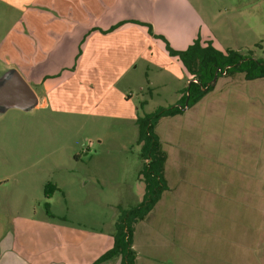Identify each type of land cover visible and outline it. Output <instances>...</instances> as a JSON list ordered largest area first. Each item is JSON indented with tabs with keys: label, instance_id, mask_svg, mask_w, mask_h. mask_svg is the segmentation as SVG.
<instances>
[{
	"label": "rangeland",
	"instance_id": "374dc122",
	"mask_svg": "<svg viewBox=\"0 0 264 264\" xmlns=\"http://www.w3.org/2000/svg\"><path fill=\"white\" fill-rule=\"evenodd\" d=\"M192 1L209 22L216 14L238 28L232 39L220 35L218 44L264 58V5L255 9L252 2L253 10L243 11L255 37L251 31L238 34L237 24L243 23L233 19L236 12L225 11L223 0ZM36 3L63 1L0 0V75L10 68L30 74L14 59H3L1 44L12 26L35 19ZM134 7L130 14L146 37L148 26L137 22L153 28L150 20L177 18L175 11L160 9L158 0H136ZM145 39L137 34L136 47ZM151 41L152 63L162 70L150 64L148 70L141 60L114 89L112 75L100 84L91 73L98 80L92 86L82 85L81 77H64L52 84L46 106L0 113V237L14 228L30 233L49 203L57 223L66 217L68 227L103 230L107 239L121 213L142 202L146 161L137 118L184 104L192 79L188 72L183 75L181 62L171 58L162 39ZM118 90L131 97L119 102ZM185 107L155 129L166 154L167 189L135 224V263L264 264V78L224 73L198 103ZM48 183L57 186L50 198L45 197Z\"/></svg>",
	"mask_w": 264,
	"mask_h": 264
},
{
	"label": "crops",
	"instance_id": "0c3cea01",
	"mask_svg": "<svg viewBox=\"0 0 264 264\" xmlns=\"http://www.w3.org/2000/svg\"><path fill=\"white\" fill-rule=\"evenodd\" d=\"M62 1V4L53 6L36 3L35 19L24 20L12 26L1 44L4 47V60L10 57L9 59L22 64V68L29 69L27 72L30 74L21 71L26 80L32 81L37 87L35 92L39 97L38 106L49 103L47 95L54 89L51 88L52 84L55 83L53 87L56 86L64 77L63 81L67 77H81L82 85L88 83L92 86L98 80L90 78L91 73L99 77L100 84L105 82V76L112 75L115 77L111 85L114 89V85L121 83L136 62L146 61L148 70L149 64L163 69L152 63L149 49L153 36L149 34L146 37L143 26L136 24L134 15L130 14L135 9L136 0ZM158 2L160 9L175 11L177 18L169 19L170 21L160 18L149 22L156 34L164 36L172 45H180L176 46L180 50L186 49L198 37L204 46L207 45L204 40L209 39L219 50H237V47L225 48L218 44L220 35L223 39H232L233 29H238L232 21L228 20L226 23L214 14L209 22L201 14V8L192 0ZM223 2L225 11L236 12L233 14L235 22L243 23V26L237 24L244 29L243 33L239 29L238 34L251 31L253 36L258 37L243 18V11L246 7L252 9V2L255 9H258V4L264 5V0ZM121 22L125 23L112 30ZM137 34L141 39L147 38L146 42H141L146 43L145 45L136 47ZM147 54L148 59L145 58ZM171 58L181 62L177 57ZM180 67L183 75L187 73L182 62ZM104 88L105 91L110 89L107 85ZM40 91L44 92L43 96H40ZM118 92L119 102L131 97L124 91ZM106 97L105 94L102 95L100 101H105ZM56 218L55 215L47 214L43 218H35V229L30 233L26 229L16 228L7 231L0 237V264H97V260L113 248L116 230L105 239L103 230L68 227L66 217L60 218L63 220L60 224L55 221ZM99 264H121V259L115 258Z\"/></svg>",
	"mask_w": 264,
	"mask_h": 264
},
{
	"label": "trees",
	"instance_id": "16d2710c",
	"mask_svg": "<svg viewBox=\"0 0 264 264\" xmlns=\"http://www.w3.org/2000/svg\"><path fill=\"white\" fill-rule=\"evenodd\" d=\"M124 23H119L112 30ZM137 23L148 26L149 33L152 36L162 39L166 43L169 55L177 57L182 62L192 79L190 86L186 87L185 93L181 98V102L184 104L167 108L160 107L153 113L137 118L139 140L142 144L140 154L146 161L142 172L145 194L138 206L124 210L121 213L116 223L114 246L97 260V264L115 258H120L121 264H135L136 255L133 250L135 224L149 215L162 199L163 193L167 189V182L164 176L166 154L162 150L160 138L155 130L159 121L164 117H173L182 113L183 107L187 105V98L189 99V106L198 103L207 92L213 89L211 85L207 90H204L212 83L216 74L221 77L224 73H242L247 80L264 78V58L243 54L236 49L222 51L216 48L212 42H208L204 46L200 37L194 40L185 50H174L164 36L154 33L151 25L142 22ZM55 190H57V186L48 183L45 187V197L50 198ZM49 206V203H46L47 214L52 216L49 212Z\"/></svg>",
	"mask_w": 264,
	"mask_h": 264
},
{
	"label": "water",
	"instance_id": "95a60500",
	"mask_svg": "<svg viewBox=\"0 0 264 264\" xmlns=\"http://www.w3.org/2000/svg\"><path fill=\"white\" fill-rule=\"evenodd\" d=\"M218 75L216 74L209 86L215 85ZM191 81L189 82L190 86ZM188 98L186 107L188 106ZM39 97L33 90L29 82L15 68L7 69L0 75V113H5L10 109H20L23 111H31L37 108Z\"/></svg>",
	"mask_w": 264,
	"mask_h": 264
}]
</instances>
